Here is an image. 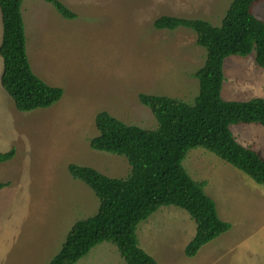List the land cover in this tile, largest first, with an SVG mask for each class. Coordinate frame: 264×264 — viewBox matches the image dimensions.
Returning a JSON list of instances; mask_svg holds the SVG:
<instances>
[{
    "label": "rangeland",
    "instance_id": "1",
    "mask_svg": "<svg viewBox=\"0 0 264 264\" xmlns=\"http://www.w3.org/2000/svg\"><path fill=\"white\" fill-rule=\"evenodd\" d=\"M75 17L66 19L44 0H23L25 47L32 72L62 89L48 108L19 111L0 84V264H48L71 225L93 215L98 199L68 172L69 164L125 178L127 160L97 151L95 117L106 111L128 125L154 129L157 122L139 95L154 94L192 103L193 73L206 51L186 27L157 29L161 16L202 19L218 26L231 0H59ZM264 22V1L253 7ZM2 22L0 14V41ZM255 52L224 61L226 100L264 99V70ZM3 69L0 57V76ZM238 142L264 160V128L231 125ZM182 165L197 181L230 229L193 257L184 247L195 222L175 206H161L136 228L139 246L157 264H264V185L203 148L187 152ZM75 264H126L116 247L102 242Z\"/></svg>",
    "mask_w": 264,
    "mask_h": 264
},
{
    "label": "trees",
    "instance_id": "2",
    "mask_svg": "<svg viewBox=\"0 0 264 264\" xmlns=\"http://www.w3.org/2000/svg\"><path fill=\"white\" fill-rule=\"evenodd\" d=\"M23 0H0L2 36L0 84L19 111L48 108L62 96V89L43 82L31 70L25 47L21 15ZM59 14L72 13L59 0H44ZM264 0H231L220 24L202 19L161 16L157 29L186 27L196 34V44L206 51L202 67L193 73L198 93L192 103L163 95L140 94L141 104L156 119L154 129L128 125L106 111L94 120L98 134L90 147L124 157L130 172L125 178L106 176L96 169L69 164L70 175L86 184L98 199L96 212L75 221L48 264H75L102 242L113 244L126 264H157L138 242L137 225L161 206L185 210L195 222L193 237L184 254L193 257L206 243L227 232L231 225L219 218L204 181L194 180L182 165L187 152L203 148L264 185V160L257 150L244 146L231 125L255 124L264 128V99L226 100L221 90L224 61L229 56L255 52V64L264 70V22L253 13ZM13 148L0 152V163L11 159ZM8 183L0 182V189Z\"/></svg>",
    "mask_w": 264,
    "mask_h": 264
},
{
    "label": "crops",
    "instance_id": "3",
    "mask_svg": "<svg viewBox=\"0 0 264 264\" xmlns=\"http://www.w3.org/2000/svg\"><path fill=\"white\" fill-rule=\"evenodd\" d=\"M122 258V257H121ZM123 259V258H122ZM126 263V262H125Z\"/></svg>",
    "mask_w": 264,
    "mask_h": 264
}]
</instances>
